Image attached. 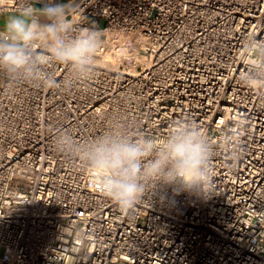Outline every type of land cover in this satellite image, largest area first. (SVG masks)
Wrapping results in <instances>:
<instances>
[{"label": "built area", "instance_id": "2783aa9c", "mask_svg": "<svg viewBox=\"0 0 264 264\" xmlns=\"http://www.w3.org/2000/svg\"><path fill=\"white\" fill-rule=\"evenodd\" d=\"M66 2L76 29L102 34L90 78L69 86L53 63L45 87L0 71V264H264V0ZM179 118L215 146L207 196L149 190L124 213L55 147L116 123L161 139Z\"/></svg>", "mask_w": 264, "mask_h": 264}, {"label": "clouds", "instance_id": "9594fccd", "mask_svg": "<svg viewBox=\"0 0 264 264\" xmlns=\"http://www.w3.org/2000/svg\"><path fill=\"white\" fill-rule=\"evenodd\" d=\"M71 7L66 0H17L18 10L0 26V71L14 82L45 87L57 86L48 70L53 63L69 68V86L73 79L90 78L102 34L93 28L76 29L69 17ZM258 79L250 74L242 82L256 87ZM227 143L233 146L230 159L238 161L239 140L228 135ZM55 147L96 173L101 191L124 213L133 210L149 190L162 203L181 194L212 193L215 146L190 118L174 120L161 139L116 123L87 142L61 133Z\"/></svg>", "mask_w": 264, "mask_h": 264}, {"label": "rangeland", "instance_id": "374dc122", "mask_svg": "<svg viewBox=\"0 0 264 264\" xmlns=\"http://www.w3.org/2000/svg\"><path fill=\"white\" fill-rule=\"evenodd\" d=\"M66 1H67V0H66ZM8 14H11V13H8ZM8 14H6V15H1V14H0V26L3 25L4 20H5V18H6V16H7Z\"/></svg>", "mask_w": 264, "mask_h": 264}]
</instances>
